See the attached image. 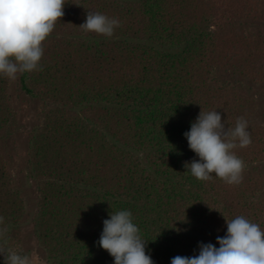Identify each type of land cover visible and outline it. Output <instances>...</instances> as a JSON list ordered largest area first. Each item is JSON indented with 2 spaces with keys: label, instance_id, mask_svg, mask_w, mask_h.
Wrapping results in <instances>:
<instances>
[{
  "label": "trees",
  "instance_id": "16d2710c",
  "mask_svg": "<svg viewBox=\"0 0 264 264\" xmlns=\"http://www.w3.org/2000/svg\"><path fill=\"white\" fill-rule=\"evenodd\" d=\"M236 1L64 0L40 68L19 74L15 89L0 77V264L9 252L29 257L30 223L46 264H113L98 241L120 210L132 213L154 264L219 247L239 215L264 230V124L251 125L264 32L235 31ZM88 12L116 18L113 36L79 28ZM12 92L54 107L27 131L15 165ZM214 110L226 128L248 122L252 143L234 149L239 184L185 168L198 157L184 133Z\"/></svg>",
  "mask_w": 264,
  "mask_h": 264
},
{
  "label": "clouds",
  "instance_id": "9594fccd",
  "mask_svg": "<svg viewBox=\"0 0 264 264\" xmlns=\"http://www.w3.org/2000/svg\"><path fill=\"white\" fill-rule=\"evenodd\" d=\"M64 5V0H0V77L14 81L19 74L40 68L42 43L63 17ZM118 25L116 18L88 12L79 28L111 37ZM184 136L198 157L185 164L194 178L208 181L215 176L230 185L241 182L244 162L234 149L252 143L244 117L237 118L234 128H226L220 112L201 111ZM226 225V234L217 237L219 247L201 243L198 255H178L171 264H264V230L243 215L226 220ZM139 231L130 211L111 212L103 221L98 244L113 258V264H154ZM4 264H30V258L9 252Z\"/></svg>",
  "mask_w": 264,
  "mask_h": 264
},
{
  "label": "rangeland",
  "instance_id": "374dc122",
  "mask_svg": "<svg viewBox=\"0 0 264 264\" xmlns=\"http://www.w3.org/2000/svg\"><path fill=\"white\" fill-rule=\"evenodd\" d=\"M227 2H231V0H227ZM249 2H251V5ZM236 9L238 19L235 31L244 34H253L257 31L262 33L264 32V0H237ZM213 29L216 30V26ZM10 82L12 83L11 88L15 89L16 79L14 81L10 80ZM11 95V106L17 119V128L19 133L17 136L18 150L15 155L16 160L13 162L15 165V163L20 162V157H22L25 153L27 131L40 123L41 117L49 114L54 107L49 104L44 105V107H40L36 103L20 98L16 92H12ZM253 98L257 100V106L253 117L254 119L251 120V125H262L264 124V91L256 89L254 91ZM134 156L138 157L136 154ZM262 189H264V185ZM32 200L34 201V199ZM31 225L32 223L24 226L22 229V234L26 240L24 249L28 251L30 264H46V255H44L37 240L34 238L31 231Z\"/></svg>",
  "mask_w": 264,
  "mask_h": 264
}]
</instances>
